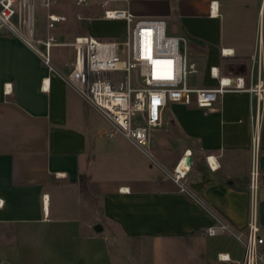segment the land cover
<instances>
[{"label":"crops","instance_id":"1","mask_svg":"<svg viewBox=\"0 0 264 264\" xmlns=\"http://www.w3.org/2000/svg\"><path fill=\"white\" fill-rule=\"evenodd\" d=\"M122 6L163 17L170 34L186 38L188 60L205 78L188 81L191 87L217 86L212 67L242 77L246 87L258 81L264 0ZM106 20L115 26L112 38L126 35L124 20ZM70 70L50 69L25 42L0 31V264H238L243 242L206 229L223 218L237 233L246 230L256 96L227 90L213 106L169 103L150 156L123 134L108 135L109 120L67 82ZM187 150L181 190L171 172Z\"/></svg>","mask_w":264,"mask_h":264},{"label":"built area","instance_id":"2","mask_svg":"<svg viewBox=\"0 0 264 264\" xmlns=\"http://www.w3.org/2000/svg\"><path fill=\"white\" fill-rule=\"evenodd\" d=\"M52 0H40L47 7L46 35L35 33V0H0V31L25 42L53 69L51 49L61 45L52 30L65 16L50 11ZM126 0H75L79 6L97 3L100 16L109 20H124L127 25L123 38H99L90 34L79 35L69 43L74 49L72 68L67 82L88 102L93 104L110 122L109 136L121 133L132 143L152 156V132L163 124V111L171 102H195L198 106H213L220 94L227 90H247L256 96L254 132L251 146L250 210L244 233H237L230 222L218 218L207 227L211 236L231 233L244 244V254L238 264H264V236L261 233L258 189L262 179L261 132L263 117L264 46L260 39L254 60L260 77L253 86H245L240 76L221 75L212 67L218 85L211 88L191 87L189 74L196 72L188 60L182 35L170 34L163 17L137 16L121 6ZM191 150H187L174 166L171 177L186 190L185 180L190 170ZM208 156L213 169L216 159ZM229 255L220 254L228 260Z\"/></svg>","mask_w":264,"mask_h":264},{"label":"rangeland","instance_id":"3","mask_svg":"<svg viewBox=\"0 0 264 264\" xmlns=\"http://www.w3.org/2000/svg\"><path fill=\"white\" fill-rule=\"evenodd\" d=\"M49 9L51 12H58L65 16V19L60 21L56 28L52 30L58 38V41L62 44L55 45L51 49L52 65L61 68L65 72L70 70V63L74 57V49L69 46V43L75 37L92 32H99V34H96L97 37L110 39L112 35L108 34V32L116 30L115 26L111 25L112 22L106 19H98L92 22L89 30L91 20L101 17V8L97 3L79 6L75 3V0H52ZM47 11V7L42 5L40 0H35V33L37 37H44L46 35ZM186 51L188 54L187 48ZM203 77L204 75L201 71L190 73L189 81L193 85H199L205 79ZM259 185V193L262 196L264 185L261 182ZM261 233L264 235V227L261 229Z\"/></svg>","mask_w":264,"mask_h":264},{"label":"water","instance_id":"4","mask_svg":"<svg viewBox=\"0 0 264 264\" xmlns=\"http://www.w3.org/2000/svg\"><path fill=\"white\" fill-rule=\"evenodd\" d=\"M190 161V158H188ZM261 168L264 169V153L261 155ZM260 222L264 227V199L260 201Z\"/></svg>","mask_w":264,"mask_h":264},{"label":"trees","instance_id":"5","mask_svg":"<svg viewBox=\"0 0 264 264\" xmlns=\"http://www.w3.org/2000/svg\"><path fill=\"white\" fill-rule=\"evenodd\" d=\"M101 13V12H100Z\"/></svg>","mask_w":264,"mask_h":264}]
</instances>
